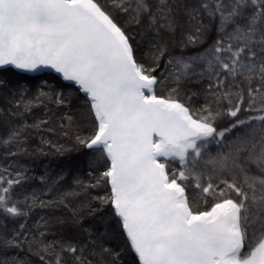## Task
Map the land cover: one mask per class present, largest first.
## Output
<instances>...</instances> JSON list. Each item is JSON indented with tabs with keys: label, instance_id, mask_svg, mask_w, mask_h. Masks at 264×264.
Listing matches in <instances>:
<instances>
[{
	"label": "snow or ice",
	"instance_id": "obj_1",
	"mask_svg": "<svg viewBox=\"0 0 264 264\" xmlns=\"http://www.w3.org/2000/svg\"><path fill=\"white\" fill-rule=\"evenodd\" d=\"M110 7L128 17V26L99 0H0V73L51 70L71 82L65 95L44 81L34 98L26 100V83L13 84L0 75V98L10 105L8 115L22 118L53 98L58 106L70 104L72 88L84 94V118L92 120L93 133L77 134L75 143L101 153L107 162L96 184L88 186L110 185L107 196L94 199L110 205V215L118 219L139 264H264V0H111ZM213 22L216 39L204 52L168 54V38L178 30L181 47L195 46ZM133 24L158 38L150 64L136 58L135 35L129 31ZM185 25L188 31H183ZM166 55L165 71L157 76ZM169 76L170 94L157 95V86ZM194 78L208 80L206 102L198 111L182 102L178 91L182 80ZM213 103L220 110L213 111ZM241 112L261 114L239 119ZM222 117L236 119L218 129ZM65 118L71 126L73 117ZM48 122L5 121L9 130L0 135V145L26 151L21 146L27 130H40ZM240 127L249 131L232 141L235 153H223L226 134ZM249 164L260 174L250 172ZM26 179L23 171L14 178L0 175V213L5 217L27 215L13 197ZM61 179L63 175L53 185ZM184 182L204 194L205 204L212 197L210 207H194L198 202L190 201ZM31 198L41 207H67L63 197L47 204L35 192ZM88 208L89 215L97 211ZM72 212L75 216L78 210ZM57 223L64 221L57 218ZM24 227L21 223L0 244L22 247L16 237ZM110 235L105 230L80 247L49 241L38 255L42 261L55 255L46 264H63L64 253L74 255L77 264H92L83 256L85 249Z\"/></svg>",
	"mask_w": 264,
	"mask_h": 264
},
{
	"label": "trees",
	"instance_id": "obj_2",
	"mask_svg": "<svg viewBox=\"0 0 264 264\" xmlns=\"http://www.w3.org/2000/svg\"><path fill=\"white\" fill-rule=\"evenodd\" d=\"M102 5L109 6V10L113 11L117 21L125 26H128V17L117 13L110 7L111 0H99ZM218 22V21H217ZM205 23H208L205 20ZM215 23L209 25L208 32L204 41L195 46L181 47L182 32L177 33L168 38V54L172 56H193L202 53L216 39ZM187 25L183 31H188ZM129 31L135 35L136 58L145 64H150L151 55L156 51L159 41L152 33L148 32L143 26L137 27L132 25ZM168 56L166 55L160 61V67L155 75L159 76L165 71V64ZM202 67V65H201ZM171 71V68L168 69ZM13 84L16 82H24L28 86V91L25 94V99H33L37 88L42 82L47 81L50 85H54L57 90L68 94L70 84H66L54 74L44 73L39 76H28L17 72L0 73ZM192 82L188 80L181 81L179 88V99L189 104L194 110H200L205 104L204 91L208 83L207 79L200 82ZM228 84H232L229 80ZM173 86L172 77L157 86V95L168 96L170 88ZM227 87V85L225 86ZM49 89L46 87L45 91ZM73 95L71 103L58 106L54 100H45L43 104L33 106L31 111L25 113L22 118L11 117L8 115L10 105L0 98V109L3 113L0 114V135H5L9 126L5 121H10L11 124H19L24 120L28 124H34L38 119H48V124L42 129L29 128L27 130V140L21 146L26 151H19L15 146L0 145V175L11 176L14 178L17 171H23L27 179L25 182L13 191V197L18 200V207L27 212L26 216L17 217L15 219L5 217L0 213V239L5 236L10 237L13 231L19 230V225H25L22 235L17 236L22 247H5L0 244V261L5 264H46V261H55V255H48L42 261L38 253L44 244L49 241H65L76 244L78 247L88 243V240L96 239L97 234L107 230L111 235L109 238L102 241L98 240L95 246L89 245L83 256L92 261V264H139L137 258L132 252L130 245L122 231L118 219L111 213V207L108 204H102L94 197H104L110 193V185L101 184L100 186L90 187L95 185L98 178L101 177L102 171L106 169V161L102 158V154L95 151L83 148L75 143V136L79 134L82 137L90 136L93 133L92 120L85 119L87 113V105L85 96L75 92L72 88ZM196 93V95H193ZM189 97L191 100L189 101ZM212 110H220L215 103L212 104ZM65 114L73 117L72 124L69 126V121L65 118ZM206 114V113H202ZM261 113L241 112L239 119H246L249 115H258ZM236 118L222 117L217 121L218 129L228 127ZM63 125V127H61ZM53 129L48 131L47 129ZM67 131L68 135L63 133ZM249 131L247 127L234 129L231 134H226L224 147L221 149L223 153H235L237 145L232 144L236 139L237 134L245 135ZM218 149L215 145L212 146V155H216ZM10 152H18L16 155H11ZM244 153L241 154L240 162L243 164ZM91 165V167H90ZM248 168L253 174H260L255 165L249 164ZM7 170V171H3ZM91 171V174H89ZM63 175V179L53 185V181L57 177ZM41 177H44L42 182ZM231 179V177H228ZM79 180L80 183H75ZM187 185V194L190 201L195 199L201 208L210 207L214 202L212 197L207 198V204L204 203V194L193 187L191 182H184ZM48 186H52V191H48ZM35 192L39 199L46 204L57 201L63 197L65 204L52 203L50 207H41L38 201L31 198V194ZM65 193H71L65 195ZM234 195V194H233ZM28 197L26 200L25 197ZM88 205L92 209H97L94 215H89ZM72 209H77V215H73ZM57 218L64 223H57ZM106 221V222H105ZM87 228L92 233L89 237L84 231ZM41 233H44L42 236ZM43 242V243H41ZM101 244L108 248V252L102 250ZM31 249V250H30ZM79 255V252L77 253ZM18 258V260H17ZM63 264H77L74 255L70 253L63 254Z\"/></svg>",
	"mask_w": 264,
	"mask_h": 264
},
{
	"label": "water",
	"instance_id": "obj_3",
	"mask_svg": "<svg viewBox=\"0 0 264 264\" xmlns=\"http://www.w3.org/2000/svg\"><path fill=\"white\" fill-rule=\"evenodd\" d=\"M20 74H24V75H28V76H39V75H42V74H44V73H49V74H54L55 76H58V74H55V73H53L51 70H43V71H41V72H38V73H35V74H31V73H23V72H19ZM59 77V76H58ZM64 83H66V84H70L71 82H64ZM82 95H84L83 93H81ZM125 234V233H124ZM125 237H126V234H125ZM126 239H127V237H126ZM128 241V240H127ZM128 243H129V241H128ZM129 245H130V243H129ZM133 252V251H132ZM134 253V252H133ZM134 255H135V253H134ZM135 257H136V255H135ZM137 258V260H138V257H136ZM138 263H139V261H138Z\"/></svg>",
	"mask_w": 264,
	"mask_h": 264
}]
</instances>
